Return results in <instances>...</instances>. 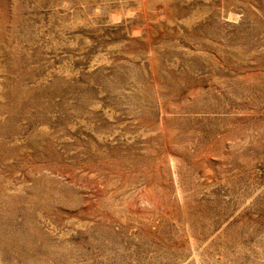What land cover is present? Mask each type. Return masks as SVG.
Here are the masks:
<instances>
[{
    "label": "rangeland",
    "instance_id": "obj_1",
    "mask_svg": "<svg viewBox=\"0 0 264 264\" xmlns=\"http://www.w3.org/2000/svg\"><path fill=\"white\" fill-rule=\"evenodd\" d=\"M0 264H264V0H0Z\"/></svg>",
    "mask_w": 264,
    "mask_h": 264
}]
</instances>
